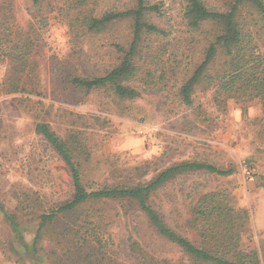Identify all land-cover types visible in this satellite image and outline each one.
Instances as JSON below:
<instances>
[{
	"label": "rangeland",
	"instance_id": "rangeland-1",
	"mask_svg": "<svg viewBox=\"0 0 264 264\" xmlns=\"http://www.w3.org/2000/svg\"><path fill=\"white\" fill-rule=\"evenodd\" d=\"M67 1L44 0L39 13L32 0H0V22L8 28L5 33H15L10 38L16 45L0 61V203L25 223L26 239L34 236L38 212L72 193L66 163L36 132L38 122H48L62 137L80 141L76 155L88 188L144 182L184 160L233 167L230 176L199 172L179 177L154 195V204L181 230L192 201L201 193L227 189L238 206L249 209L253 237L262 241L263 105L258 100L218 98L216 87L203 82L195 89L192 105L185 104L178 94L181 83L202 61L205 38L214 28L205 25L199 31H188L183 20L186 0H149L160 8L152 13L151 21L168 29L170 35L157 43L151 39L143 55L163 54L166 79H157L156 87L143 81L132 83L141 91L134 99L121 98L110 87L87 93L71 84L69 76L102 75L114 66L118 61L116 44L127 45L130 26L125 22L103 32L86 31L76 18L77 7L69 9ZM204 1L215 7L223 3ZM134 5L135 0H90L88 8L98 16ZM245 12L255 41L264 45V22L254 11ZM42 14L47 25L39 23ZM29 42L27 51L23 45ZM16 58L20 59L17 63ZM140 63L145 70L158 68L157 75L161 74L162 67L156 62L141 58ZM105 210L106 221L112 218L109 228L119 242L126 241L129 230L136 227V236L144 242L172 250L155 240L143 215L119 216L118 205ZM71 218L62 223L66 225ZM15 236L0 210V264H31L12 249L10 242ZM50 238L46 235L44 241L48 247V252H43L48 258L45 264L52 263L55 249L62 254L58 238ZM118 250L126 253L122 247ZM123 254L125 260H135Z\"/></svg>",
	"mask_w": 264,
	"mask_h": 264
},
{
	"label": "trees",
	"instance_id": "trees-1",
	"mask_svg": "<svg viewBox=\"0 0 264 264\" xmlns=\"http://www.w3.org/2000/svg\"><path fill=\"white\" fill-rule=\"evenodd\" d=\"M32 1L41 13L44 0ZM222 1L219 7H215L204 0H186L183 20L188 31H199L205 25H211L214 31L205 38L202 61L181 83L178 94L185 104L192 105L195 89L203 82L206 86L216 87L218 98L258 100L264 107V45L255 41L249 14L245 15V10L254 11L264 22V0ZM89 2L68 0L65 5L69 9L77 7L76 18L86 31L103 32L128 22L129 38L127 45L116 44L118 61L104 74L86 77L72 74L69 82L87 93L110 87L119 97L134 99L141 95V91L132 83L143 81L146 86L156 87L157 79H166V64L160 57L163 54L159 51L143 55L144 48H150L151 39L157 43L161 37L170 35L168 29L151 21L152 13L160 10L158 4L135 0L133 7L106 11L97 16L88 8ZM39 19L41 25L48 24L45 15H40ZM2 23L0 61L16 47L10 38V34L15 33H5L8 28ZM22 40L23 37L19 38V43ZM30 46V42L23 45L27 51ZM141 58L156 62V66L162 67L161 74L157 75L158 68L145 70ZM14 61L17 63L20 59ZM35 129L66 163L72 193L38 212L32 240H27L23 234L27 229L25 223L0 203L4 220L17 235L10 244L21 259L31 264H45L48 258L43 252L47 253L48 247H44V241L49 235L50 240L58 238L56 244L62 251V254L56 249L53 251L55 257L50 264H264V239L255 240L249 209L238 206L229 190L201 193L186 210L181 230L168 222L153 201L162 187L179 177L199 172L230 176L235 172L233 167L184 160L165 167L144 182L88 188L83 180L81 163L77 160L78 138L62 137L48 122H38ZM261 179L259 185L264 188V175ZM96 205L103 206L91 209ZM109 205H118L119 216H128L132 212L143 215L156 236L155 240L163 246H171L172 250H161L154 247L155 242H144L136 236V227L129 230L126 241L119 242L117 234L109 228L112 218L106 221L105 207ZM70 217L73 218L66 225L62 223ZM119 247L126 253H121ZM121 254L135 260H125Z\"/></svg>",
	"mask_w": 264,
	"mask_h": 264
}]
</instances>
